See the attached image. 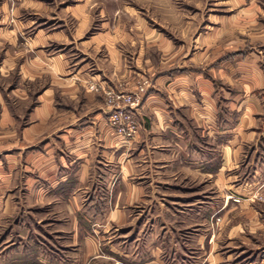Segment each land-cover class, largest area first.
<instances>
[{
    "label": "crops",
    "instance_id": "1",
    "mask_svg": "<svg viewBox=\"0 0 264 264\" xmlns=\"http://www.w3.org/2000/svg\"><path fill=\"white\" fill-rule=\"evenodd\" d=\"M181 1L164 15L165 30L140 22L122 40L126 46L107 44L93 74L55 77L69 72L67 62H45L49 85L24 123L0 98V230H7L0 264H71L70 256L79 264H99L102 256L168 264L167 244L175 236L179 246L180 232L190 228L197 248L207 247L199 264H238L217 247L261 239L264 0H211L206 13L193 7L199 0ZM142 81L148 89L135 111L137 131L124 138L107 122L103 91L88 85L131 92ZM202 181L208 188H199ZM172 205L181 215L168 234L169 217L158 221L153 213ZM141 207L154 227L148 238L105 236L128 226L135 232L131 213ZM154 225L158 236H150ZM29 229L32 245L46 248L31 252L35 260L2 250L12 235L22 244Z\"/></svg>",
    "mask_w": 264,
    "mask_h": 264
},
{
    "label": "rangeland",
    "instance_id": "2",
    "mask_svg": "<svg viewBox=\"0 0 264 264\" xmlns=\"http://www.w3.org/2000/svg\"><path fill=\"white\" fill-rule=\"evenodd\" d=\"M181 4V0H0V98L2 103L10 107L15 114L18 113L20 116H17V119L21 124L24 123L28 112L36 103L37 96L49 85L51 74L48 73L45 62L52 61L53 57L67 62L69 72L66 74L57 72L55 77H74L81 69L93 74L100 68V62L105 58L107 44L114 42L117 47L126 46V42L122 40L131 34V31L138 30L140 22L142 27L158 33L165 30L166 23L170 24V21H166L164 15L181 9L183 7ZM193 7L206 13L215 6L211 0H199ZM17 91H20L24 98L13 95ZM207 184L208 182L202 181L199 188H208L209 184ZM204 195H201L200 199L203 200ZM261 205L264 215V204ZM179 211L181 209L172 205L168 208V212H158V214L154 212L153 216L158 215V221L160 219L162 221L166 215L169 217L167 220L169 234L173 232L171 229H176V220H179L178 215H181ZM145 216L143 207L137 208L131 213V218H136L135 232L128 226L118 230L110 229L105 236L115 238L116 241L125 240L126 243L130 238L136 237L144 241L154 228L149 227L148 221L145 223ZM232 216L233 219L238 220L241 216L240 211L233 210ZM219 221V218L216 219V222L219 223ZM157 229L156 227L150 236L157 234ZM31 231V229L22 231V235L24 233L26 236L24 239L20 238L22 244L18 243L17 237L10 236V241L14 243L2 250L13 252V254L14 252L25 254L18 256L23 261L35 260L36 256H32L31 252L33 250L37 252L38 249L43 251L46 248L43 245L39 248L32 245ZM6 232V229L0 230L1 242L6 240ZM192 233V228L183 229L180 232L179 246L175 245V236L170 243L172 247L167 244V250H164L163 256L167 258L168 264L174 263L177 259L182 264H199V259L207 247L198 249ZM17 245L20 249L13 251ZM3 246L0 245V249ZM58 246L56 244V248H59ZM105 246L102 248L99 242L103 253L107 252L103 250ZM221 246L217 249H222V254L227 256L231 263L264 264V233L256 242L245 243L237 237L230 240V244L223 245L222 248ZM176 248L179 252L175 251ZM77 250V246H72V253ZM50 257L62 259V256ZM70 258L71 264L80 263L79 256H70ZM102 258L99 264H131V256H124L122 259L118 256H102Z\"/></svg>",
    "mask_w": 264,
    "mask_h": 264
},
{
    "label": "built area",
    "instance_id": "3",
    "mask_svg": "<svg viewBox=\"0 0 264 264\" xmlns=\"http://www.w3.org/2000/svg\"><path fill=\"white\" fill-rule=\"evenodd\" d=\"M93 91L102 90L105 96L110 113L107 118L108 124L117 134L124 138H131L137 131L135 111L140 106L148 89V82L142 81L135 90L131 92L115 89H102L100 85L89 84ZM257 199L264 204V191L257 196ZM236 202L239 198L234 199Z\"/></svg>",
    "mask_w": 264,
    "mask_h": 264
}]
</instances>
